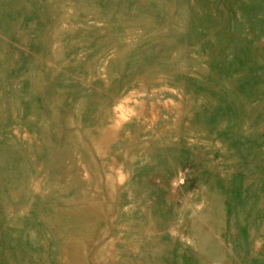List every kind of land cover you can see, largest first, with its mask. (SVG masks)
I'll return each mask as SVG.
<instances>
[{
    "label": "rangeland",
    "instance_id": "374dc122",
    "mask_svg": "<svg viewBox=\"0 0 264 264\" xmlns=\"http://www.w3.org/2000/svg\"><path fill=\"white\" fill-rule=\"evenodd\" d=\"M0 264H264V0H0Z\"/></svg>",
    "mask_w": 264,
    "mask_h": 264
}]
</instances>
